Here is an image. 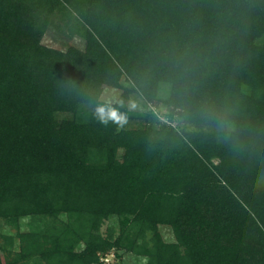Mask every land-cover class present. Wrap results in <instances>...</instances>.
Wrapping results in <instances>:
<instances>
[{"label": "trees", "instance_id": "16d2710c", "mask_svg": "<svg viewBox=\"0 0 264 264\" xmlns=\"http://www.w3.org/2000/svg\"><path fill=\"white\" fill-rule=\"evenodd\" d=\"M56 13L82 49L42 44ZM130 94L195 130L128 129L155 120ZM60 213L61 235L22 236V260L101 264L114 248L113 264H264V0H0V218ZM113 215L111 241L98 230Z\"/></svg>", "mask_w": 264, "mask_h": 264}, {"label": "rangeland", "instance_id": "374dc122", "mask_svg": "<svg viewBox=\"0 0 264 264\" xmlns=\"http://www.w3.org/2000/svg\"><path fill=\"white\" fill-rule=\"evenodd\" d=\"M63 14L56 13L54 16L49 18V26L46 29L43 37L42 44L55 49L66 51L69 47L73 46L82 49L84 46V41L76 34H74L71 29V24H68L66 19L62 17ZM122 83L127 86L123 81ZM121 94V90L107 88L104 90L101 98L109 102H114L118 96ZM163 97L166 96V92H162ZM127 106L129 111L136 114H147L148 116H154L155 120L148 118L145 120H132L129 122L127 128L130 130L143 129L144 126L151 125L157 127L159 122L169 124L176 128L178 131L185 129L187 131H194L195 128L191 125L185 124L181 121L177 115L171 116L169 110L165 105L159 104L154 106V104L144 102L143 98L137 94H130ZM150 114V115H149ZM70 117V115L61 114L58 118L65 119ZM124 151L119 149L118 157L121 158ZM214 160V163H217ZM67 222V217L64 213L58 214V216H44V215H28L20 216L13 223H9L6 219L0 218V258L1 260L7 262L8 264H31L32 260L27 259V261L22 260L23 252V235H28V239L36 238L40 242H45L42 235L55 234L56 236L61 235L65 230L64 225ZM121 219L118 216H109L105 219L98 234L103 238H108L114 241L119 234H121ZM126 230L128 227H126ZM158 233L166 244H176L175 234L172 228L168 225H158ZM145 241L151 244V233L148 232L145 236ZM139 242V241H138ZM84 246L80 243L75 249L76 251L83 250ZM180 252L182 255L186 253V249L183 245H180ZM115 249H111L108 252V262L110 264L117 263L115 258ZM121 264H147L146 257H133L132 255H125L122 257Z\"/></svg>", "mask_w": 264, "mask_h": 264}, {"label": "clouds", "instance_id": "9594fccd", "mask_svg": "<svg viewBox=\"0 0 264 264\" xmlns=\"http://www.w3.org/2000/svg\"><path fill=\"white\" fill-rule=\"evenodd\" d=\"M96 115L104 123H107L109 120L119 122L121 125L127 122L125 114L120 113L118 110L113 109L110 106H98L96 108ZM219 128L224 132L225 138H231V133L234 131V125L222 120L219 124Z\"/></svg>", "mask_w": 264, "mask_h": 264}, {"label": "built area", "instance_id": "2783aa9c", "mask_svg": "<svg viewBox=\"0 0 264 264\" xmlns=\"http://www.w3.org/2000/svg\"><path fill=\"white\" fill-rule=\"evenodd\" d=\"M108 254H104V255H100L99 256V260L101 262V264H110L108 261V258H107Z\"/></svg>", "mask_w": 264, "mask_h": 264}]
</instances>
